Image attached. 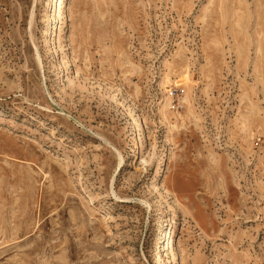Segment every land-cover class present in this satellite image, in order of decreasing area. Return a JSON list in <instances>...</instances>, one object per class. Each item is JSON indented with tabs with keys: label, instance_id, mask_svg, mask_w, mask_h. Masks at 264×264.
Here are the masks:
<instances>
[{
	"label": "rangeland",
	"instance_id": "rangeland-1",
	"mask_svg": "<svg viewBox=\"0 0 264 264\" xmlns=\"http://www.w3.org/2000/svg\"><path fill=\"white\" fill-rule=\"evenodd\" d=\"M264 264V0H0V264Z\"/></svg>",
	"mask_w": 264,
	"mask_h": 264
},
{
	"label": "bare ground",
	"instance_id": "bare-ground-1",
	"mask_svg": "<svg viewBox=\"0 0 264 264\" xmlns=\"http://www.w3.org/2000/svg\"><path fill=\"white\" fill-rule=\"evenodd\" d=\"M163 263H164V261L161 259L160 262H159L158 264H163Z\"/></svg>",
	"mask_w": 264,
	"mask_h": 264
}]
</instances>
